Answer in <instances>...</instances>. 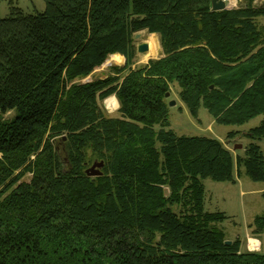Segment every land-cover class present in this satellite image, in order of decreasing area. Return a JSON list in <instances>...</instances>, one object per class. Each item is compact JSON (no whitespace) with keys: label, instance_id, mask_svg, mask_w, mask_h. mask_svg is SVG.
<instances>
[{"label":"trees","instance_id":"16d2710c","mask_svg":"<svg viewBox=\"0 0 264 264\" xmlns=\"http://www.w3.org/2000/svg\"><path fill=\"white\" fill-rule=\"evenodd\" d=\"M43 1L0 19V264H264V215L248 226L260 252L242 251L218 227L225 215L205 211L203 185L235 170L264 183V0L220 12L210 0ZM144 31L163 57L133 68ZM115 54L125 64L93 79ZM173 86L195 119L200 107L227 127L262 117L244 155L171 130ZM111 96L117 117L102 107ZM94 162L102 175L88 177Z\"/></svg>","mask_w":264,"mask_h":264},{"label":"rangeland","instance_id":"374dc122","mask_svg":"<svg viewBox=\"0 0 264 264\" xmlns=\"http://www.w3.org/2000/svg\"><path fill=\"white\" fill-rule=\"evenodd\" d=\"M10 3L29 15L41 14L45 10V3L43 0H0V19H6L9 16ZM261 3V0H257L255 5H260ZM242 6L243 3L238 0L237 8ZM256 24L259 28L264 30V17L258 18ZM138 35H140V38H135L136 47L141 44L148 45L150 38L155 40L156 47L153 55L150 57H146L148 52L146 54L137 53L133 68L146 66L149 61L161 59L163 57L157 35L149 34L145 31L140 32ZM114 56L120 57L122 62L116 63L112 61ZM124 64V57L115 54L110 56L103 66L97 69L93 74L97 78H104L110 75L112 67H121ZM89 81H91L90 77L86 78L83 82ZM112 98L113 96L106 98L102 103V107L108 117H117L119 105H117L116 109L107 107V101ZM169 101L175 102L174 107H169L171 130L178 136H204L216 139L222 142L225 148L232 152L233 156L244 155V150L250 143V140H248L245 134L249 129L256 127L262 121V117H258L241 127L222 126L214 123L211 116L203 107H200L198 118L195 119L188 113L185 105L178 99L177 88L175 86L171 88ZM11 117L12 114L6 115V118ZM234 131H239L241 135H238L233 140H227V133ZM256 144L264 149V139L257 141ZM239 145L241 149H234V147ZM29 180V175L23 179L25 182H29ZM203 185L205 190V211L210 213H223L225 215L226 218L224 222L218 224V227L225 233L227 239L231 241L240 239L242 241V251L260 252L261 243L256 238L251 237L248 226L257 216L264 215V183L253 182L244 174L241 176L238 175L237 170H235L232 182L218 183L206 179L203 181ZM251 240H255L257 243H250Z\"/></svg>","mask_w":264,"mask_h":264},{"label":"water","instance_id":"95a60500","mask_svg":"<svg viewBox=\"0 0 264 264\" xmlns=\"http://www.w3.org/2000/svg\"><path fill=\"white\" fill-rule=\"evenodd\" d=\"M210 6H211V11L212 12H220V11H224L226 10V6L225 3L222 0H210ZM140 38V35L136 36V39ZM148 52V45L147 44H141L137 47V53L138 54H146ZM93 79L96 78V76H92ZM166 98H169V94L166 95ZM175 106V102L174 101H170L169 102V107H174ZM234 149H241V146H236L234 147ZM103 167V163L102 162H94L93 165L86 170V175L88 177H99L101 176V169ZM168 191L165 190V195H167ZM226 245H231V242H226Z\"/></svg>","mask_w":264,"mask_h":264},{"label":"bare ground","instance_id":"6f19581e","mask_svg":"<svg viewBox=\"0 0 264 264\" xmlns=\"http://www.w3.org/2000/svg\"><path fill=\"white\" fill-rule=\"evenodd\" d=\"M148 46H149V50H148V54L146 55V57H150L151 55H153V53H154V49H155V47H156V42H155V40H153V39H149V43H148ZM112 61H115L116 63H120V62H122V60H121V58L120 57H116V56H114V58H113V60ZM114 98V97H113ZM110 99V100H108L107 101V104H108V108L110 107V108H112V109H116V107H117V103H116V101L114 100V99Z\"/></svg>","mask_w":264,"mask_h":264},{"label":"built area","instance_id":"2783aa9c","mask_svg":"<svg viewBox=\"0 0 264 264\" xmlns=\"http://www.w3.org/2000/svg\"><path fill=\"white\" fill-rule=\"evenodd\" d=\"M225 3L226 9H236L238 5V0H222ZM241 1V0H240Z\"/></svg>","mask_w":264,"mask_h":264},{"label":"crops","instance_id":"0c3cea01","mask_svg":"<svg viewBox=\"0 0 264 264\" xmlns=\"http://www.w3.org/2000/svg\"><path fill=\"white\" fill-rule=\"evenodd\" d=\"M148 49H149V47H148ZM241 242H242V241H241ZM252 242H256V243H257V241H255V240H251V241H250V243H252Z\"/></svg>","mask_w":264,"mask_h":264}]
</instances>
